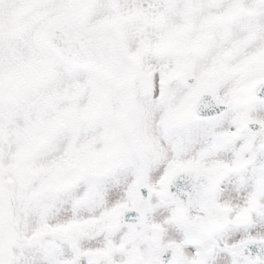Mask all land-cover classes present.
<instances>
[{
	"label": "snow or ice",
	"instance_id": "snow-or-ice-1",
	"mask_svg": "<svg viewBox=\"0 0 264 264\" xmlns=\"http://www.w3.org/2000/svg\"><path fill=\"white\" fill-rule=\"evenodd\" d=\"M0 264H264V0H0Z\"/></svg>",
	"mask_w": 264,
	"mask_h": 264
}]
</instances>
